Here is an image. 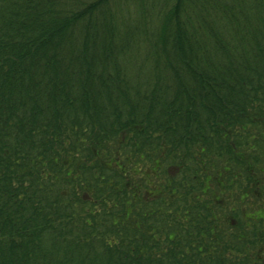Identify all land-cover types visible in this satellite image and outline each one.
Instances as JSON below:
<instances>
[{"label":"trees","instance_id":"1","mask_svg":"<svg viewBox=\"0 0 264 264\" xmlns=\"http://www.w3.org/2000/svg\"><path fill=\"white\" fill-rule=\"evenodd\" d=\"M263 175L264 0H0V264H264Z\"/></svg>","mask_w":264,"mask_h":264},{"label":"flooded vegetation","instance_id":"2","mask_svg":"<svg viewBox=\"0 0 264 264\" xmlns=\"http://www.w3.org/2000/svg\"><path fill=\"white\" fill-rule=\"evenodd\" d=\"M237 160V159H236ZM245 160H247L249 167L248 169L250 170L251 173H253V167H252V160L251 158H246ZM235 170L236 172L239 171V167L238 164L235 165ZM264 180V175L261 177ZM250 187H252V183L249 184ZM257 197L254 196L253 193H250L247 189V191H245L244 193V201L245 202V207H246V211H254L260 208H264V190L260 192V194L256 195Z\"/></svg>","mask_w":264,"mask_h":264}]
</instances>
